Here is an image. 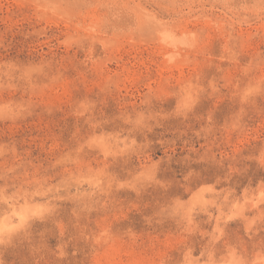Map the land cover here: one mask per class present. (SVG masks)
<instances>
[{"label":"rangeland","instance_id":"1","mask_svg":"<svg viewBox=\"0 0 264 264\" xmlns=\"http://www.w3.org/2000/svg\"><path fill=\"white\" fill-rule=\"evenodd\" d=\"M0 264H264V0H0Z\"/></svg>","mask_w":264,"mask_h":264}]
</instances>
